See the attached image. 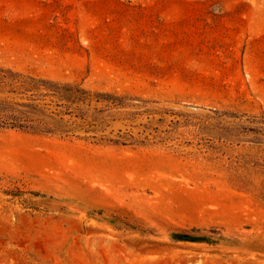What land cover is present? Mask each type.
Masks as SVG:
<instances>
[{"label": "rangeland", "instance_id": "obj_1", "mask_svg": "<svg viewBox=\"0 0 264 264\" xmlns=\"http://www.w3.org/2000/svg\"><path fill=\"white\" fill-rule=\"evenodd\" d=\"M7 70L79 91L0 128V264H264V0H0Z\"/></svg>", "mask_w": 264, "mask_h": 264}, {"label": "trees", "instance_id": "obj_2", "mask_svg": "<svg viewBox=\"0 0 264 264\" xmlns=\"http://www.w3.org/2000/svg\"><path fill=\"white\" fill-rule=\"evenodd\" d=\"M7 76L0 75V84L10 87L7 93L12 94V97H0V128L17 129L23 131L37 132V133H50L51 129H44L41 124L44 122L38 118H33V114L40 110L37 108V104L32 102L22 101L21 95L26 91L40 90L38 86H44L45 90H49L48 93L51 96L56 97L58 100L71 101V98H75L73 93L79 91H71L75 89L70 85H63L61 88L56 87L51 89L46 87L48 84L44 80H34L32 77L24 76L20 73H14L10 70L6 71ZM15 98H18L16 100Z\"/></svg>", "mask_w": 264, "mask_h": 264}]
</instances>
